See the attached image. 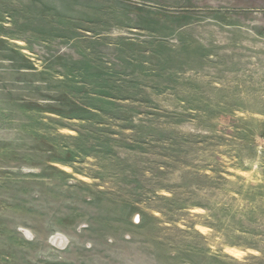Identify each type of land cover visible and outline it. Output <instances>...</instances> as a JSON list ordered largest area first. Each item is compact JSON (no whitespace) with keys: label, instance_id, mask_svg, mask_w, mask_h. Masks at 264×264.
<instances>
[{"label":"rangeland","instance_id":"1","mask_svg":"<svg viewBox=\"0 0 264 264\" xmlns=\"http://www.w3.org/2000/svg\"><path fill=\"white\" fill-rule=\"evenodd\" d=\"M0 264H264V0H0Z\"/></svg>","mask_w":264,"mask_h":264}]
</instances>
